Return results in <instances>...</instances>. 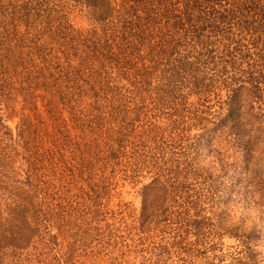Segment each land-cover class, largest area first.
<instances>
[{"label":"rangeland","instance_id":"374dc122","mask_svg":"<svg viewBox=\"0 0 264 264\" xmlns=\"http://www.w3.org/2000/svg\"><path fill=\"white\" fill-rule=\"evenodd\" d=\"M119 15L0 0V264H264V43L169 60Z\"/></svg>","mask_w":264,"mask_h":264},{"label":"trees","instance_id":"16d2710c","mask_svg":"<svg viewBox=\"0 0 264 264\" xmlns=\"http://www.w3.org/2000/svg\"><path fill=\"white\" fill-rule=\"evenodd\" d=\"M85 2L98 20L113 16L118 9L119 31L130 48L151 47L152 50H160V54L169 60L189 42L196 48L206 47L217 44L222 37L224 40H231L228 44L234 47V51L229 53L234 60L240 43L233 38L236 37L232 32L234 28L242 34L251 35L253 44L254 38L258 43H264V0H85ZM231 32L233 37L229 35ZM260 58L264 60V53L260 54ZM178 62L181 69L189 71L188 60L182 58ZM196 86L198 87L197 82ZM242 90L243 88H236L229 94L223 122L232 128L237 127L239 121V98ZM144 217L143 211L141 228H144ZM12 235L15 239L22 237L20 229L17 228L12 230Z\"/></svg>","mask_w":264,"mask_h":264}]
</instances>
